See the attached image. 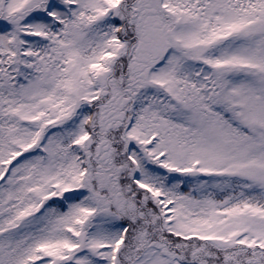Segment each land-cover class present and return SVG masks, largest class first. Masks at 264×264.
I'll list each match as a JSON object with an SVG mask.
<instances>
[{
    "label": "snow or ice",
    "instance_id": "1",
    "mask_svg": "<svg viewBox=\"0 0 264 264\" xmlns=\"http://www.w3.org/2000/svg\"><path fill=\"white\" fill-rule=\"evenodd\" d=\"M0 264H264V0H0Z\"/></svg>",
    "mask_w": 264,
    "mask_h": 264
}]
</instances>
